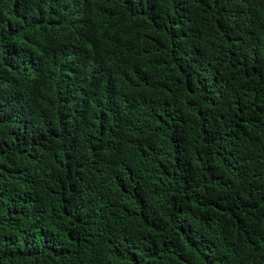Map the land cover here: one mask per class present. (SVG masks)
<instances>
[{
  "label": "trees",
  "instance_id": "trees-1",
  "mask_svg": "<svg viewBox=\"0 0 264 264\" xmlns=\"http://www.w3.org/2000/svg\"><path fill=\"white\" fill-rule=\"evenodd\" d=\"M0 264H264V0H0Z\"/></svg>",
  "mask_w": 264,
  "mask_h": 264
}]
</instances>
